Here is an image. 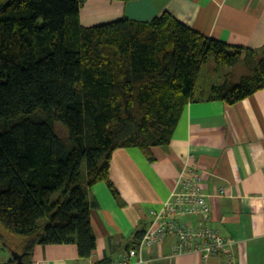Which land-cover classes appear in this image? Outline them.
<instances>
[{"label":"trees","instance_id":"16d2710c","mask_svg":"<svg viewBox=\"0 0 264 264\" xmlns=\"http://www.w3.org/2000/svg\"><path fill=\"white\" fill-rule=\"evenodd\" d=\"M81 6L0 0V243L11 256L5 235L17 239L22 264L35 245L73 243L80 258L92 255L87 191L105 183L118 196L114 150L153 160L188 103L234 105L264 89V49L230 46L168 13L85 28ZM204 65L229 72L196 95Z\"/></svg>","mask_w":264,"mask_h":264},{"label":"crops","instance_id":"0c3cea01","mask_svg":"<svg viewBox=\"0 0 264 264\" xmlns=\"http://www.w3.org/2000/svg\"><path fill=\"white\" fill-rule=\"evenodd\" d=\"M168 13L209 38L261 54L264 0H85L79 12L87 28L121 19L150 21ZM211 87V86H210ZM196 89V95L208 94ZM150 160L137 148H118L109 179L87 191L96 247L80 258L76 244L35 245L32 264H117L177 188L180 170L193 165L209 195L204 224L233 242L230 255L207 259L175 254L176 238L142 249L133 264H264V89L234 105L193 101L184 108L169 145L152 149ZM223 191V194L221 192ZM192 226L198 217L186 219ZM139 241V242H140ZM0 250V264L8 255Z\"/></svg>","mask_w":264,"mask_h":264},{"label":"built area","instance_id":"2783aa9c","mask_svg":"<svg viewBox=\"0 0 264 264\" xmlns=\"http://www.w3.org/2000/svg\"><path fill=\"white\" fill-rule=\"evenodd\" d=\"M200 181L201 175L195 166H184L179 172L176 190L163 203L160 211L152 212L151 223L141 241L121 255L117 264L141 262L142 249L160 244L167 236L176 238L173 247L175 254H199L204 259L214 255H230L233 242L204 224L210 212L209 195ZM192 217L200 219L195 226L186 220Z\"/></svg>","mask_w":264,"mask_h":264},{"label":"rangeland","instance_id":"374dc122","mask_svg":"<svg viewBox=\"0 0 264 264\" xmlns=\"http://www.w3.org/2000/svg\"><path fill=\"white\" fill-rule=\"evenodd\" d=\"M240 73H243V69L242 68H239L237 70ZM229 72V70L227 69H217L216 71L214 70H211V67L210 65H204L201 69V72H200V78H199V81H198V88L200 89H207L209 88L211 85H215V84H219L221 83L223 80H224V75ZM245 72V70H244ZM61 127V128H60ZM65 128L59 124V123H56L55 124V130L56 132L60 135H64V130ZM4 243L7 242V245H11V250L12 251H15L17 249V244H18V240L17 239H14L13 237L11 236H8V235H5V239H4ZM0 250H3V254H7L8 255V258L10 257V254H9V251L7 252L4 248H3V244L2 242L0 243ZM7 258V260H8Z\"/></svg>","mask_w":264,"mask_h":264},{"label":"water","instance_id":"95a60500","mask_svg":"<svg viewBox=\"0 0 264 264\" xmlns=\"http://www.w3.org/2000/svg\"><path fill=\"white\" fill-rule=\"evenodd\" d=\"M81 2H84L85 0H80ZM11 256L8 258V261L15 260V264H22V257L15 251H11Z\"/></svg>","mask_w":264,"mask_h":264}]
</instances>
